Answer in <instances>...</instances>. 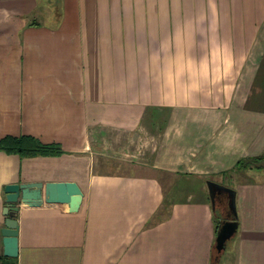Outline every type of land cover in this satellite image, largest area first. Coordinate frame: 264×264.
I'll return each mask as SVG.
<instances>
[{
    "label": "crops",
    "instance_id": "1",
    "mask_svg": "<svg viewBox=\"0 0 264 264\" xmlns=\"http://www.w3.org/2000/svg\"><path fill=\"white\" fill-rule=\"evenodd\" d=\"M8 136L62 152L0 151L1 254L7 184L84 193L19 202L16 264H264V170L238 168L264 153V0H0ZM210 181L238 215L218 262Z\"/></svg>",
    "mask_w": 264,
    "mask_h": 264
},
{
    "label": "water",
    "instance_id": "2",
    "mask_svg": "<svg viewBox=\"0 0 264 264\" xmlns=\"http://www.w3.org/2000/svg\"><path fill=\"white\" fill-rule=\"evenodd\" d=\"M210 195L212 196L214 187L228 189L232 193L231 206L236 207V195L233 189L210 181L208 183ZM5 207L6 216L4 226L1 229L3 236V255L16 259L19 253V224L16 219L18 215L19 202L39 206L43 203L79 204L84 196L81 187L75 181H33L24 183H10L5 186ZM236 222L224 221L217 236L219 248H223L237 230Z\"/></svg>",
    "mask_w": 264,
    "mask_h": 264
},
{
    "label": "trees",
    "instance_id": "3",
    "mask_svg": "<svg viewBox=\"0 0 264 264\" xmlns=\"http://www.w3.org/2000/svg\"><path fill=\"white\" fill-rule=\"evenodd\" d=\"M0 151L17 153L22 156L55 155L62 152L61 148L58 145L43 144L36 138L31 136L5 137L0 140ZM250 164L254 165V167L264 170V153L259 156L241 159L238 162V168L243 169L244 167H248L247 165ZM231 199V191L221 187H214L211 200L214 220L216 222L218 231L224 224V221L236 222V224L238 225L237 210L236 207L233 208L231 206ZM218 246L219 245L217 244V247ZM223 248L218 247L215 250L214 260L216 262H218L220 256L219 253ZM15 260L16 259L6 257L3 254L0 255V264H16Z\"/></svg>",
    "mask_w": 264,
    "mask_h": 264
},
{
    "label": "rangeland",
    "instance_id": "4",
    "mask_svg": "<svg viewBox=\"0 0 264 264\" xmlns=\"http://www.w3.org/2000/svg\"><path fill=\"white\" fill-rule=\"evenodd\" d=\"M112 159H116L115 161H116V164L118 163V165H120L121 166V168H124V165L122 164V161L120 160V159H118V158H112ZM255 170H256V168H255ZM258 170V169H257ZM225 248H226V244H225ZM225 248H223L222 250H221V252H224V249ZM0 255H1V253H0Z\"/></svg>",
    "mask_w": 264,
    "mask_h": 264
}]
</instances>
